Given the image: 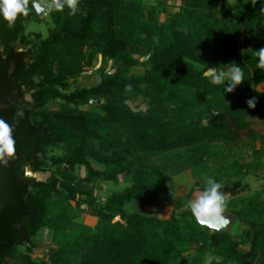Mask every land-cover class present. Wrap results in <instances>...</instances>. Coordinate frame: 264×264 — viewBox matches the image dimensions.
Masks as SVG:
<instances>
[{"label":"trees","instance_id":"16d2710c","mask_svg":"<svg viewBox=\"0 0 264 264\" xmlns=\"http://www.w3.org/2000/svg\"><path fill=\"white\" fill-rule=\"evenodd\" d=\"M51 1L52 27L43 39L37 34L27 65L11 44L29 43L27 24L40 20L32 3L11 27L0 21L8 55L0 53V101L19 104L24 86L33 120L29 138L15 142L13 156L0 163V264L16 255L24 264H264V200L258 197L230 210L232 223L246 227L239 238L195 223L185 205L203 190L198 182L176 199L167 219L128 207L157 199L172 169L209 163L224 195H235L260 164L232 166L226 151L254 142L251 121L264 115V91L258 89L264 70L256 67L255 54L264 48V0H235L233 6L227 0H173L178 11L163 21L161 0H78L71 16ZM97 57L98 82L75 87L72 81ZM10 62L16 66L13 83L6 74ZM221 62L243 72L230 93L203 75L209 67L221 69ZM137 67L143 72H133ZM138 98L144 109L130 107ZM249 98H255L254 108L247 107ZM50 102L58 107L49 108ZM14 111L11 118H23L24 111ZM175 150L187 152L178 158L180 166L164 164L161 158ZM253 153L256 160L264 156V142ZM77 166L84 176L75 173ZM26 168L49 175L31 178ZM126 177L127 186L97 202L94 180L118 184ZM77 211L97 217L90 233L76 221ZM117 216L123 222H113ZM43 229L55 248L37 261L32 239ZM19 246L25 254H18Z\"/></svg>","mask_w":264,"mask_h":264},{"label":"rangeland","instance_id":"374dc122","mask_svg":"<svg viewBox=\"0 0 264 264\" xmlns=\"http://www.w3.org/2000/svg\"><path fill=\"white\" fill-rule=\"evenodd\" d=\"M34 1L38 0H28V3H32ZM43 3H48L51 0H41ZM232 6L234 5L235 0H227ZM179 3L173 0H161V4L159 5V21H163L165 17L173 12L178 11V5ZM39 21L34 22L30 21L27 24L26 30L24 31V35L26 37L27 43L29 46H31L33 43H37V34L40 36L41 39L45 38L48 33V29L52 27V23L49 19L48 14L44 15L43 17H39ZM262 39L258 38L254 42L253 46L258 47L260 46ZM24 48H27V45L24 46ZM100 65V59L97 57L91 68H89L85 73L81 75L80 78L75 79L72 81V84L75 87H88L94 85L99 80V74L96 71L97 68ZM110 67V62L106 63V68ZM221 68L227 70L231 67L228 64L221 63ZM133 72L135 73H142L143 67H137L133 69ZM258 89L260 91H264V83L260 84L258 86ZM129 105L133 109H144V104L142 103L141 99H134L131 102H129ZM51 109H56L58 107L57 102H50L48 105ZM251 128L254 130L257 139L252 142H243L241 144H238L237 146H234L230 151H226L229 155L228 162L232 164V166H239L244 165L248 166L250 163H256L259 161V165L257 168H254L243 180L244 187L242 190L238 191L235 195H225V213L224 215L230 214V210L234 208L235 206L239 205L241 201L248 197H258L260 200H264V156H262L260 159H255V154L253 153L254 150H259L261 147V144L264 142L262 141V138H264V115L261 118L252 119L251 121ZM54 152L58 153L59 149L54 150ZM187 155V152L184 150H175L172 152H169L168 154H165L161 160L164 162V164H167L172 167H179L178 158L184 157ZM158 161V160H157ZM94 164V163H93ZM95 166V165H94ZM98 166V165H97ZM95 168H97L95 166ZM213 169L214 166L209 163H205L199 166H194L189 169H185L181 172H175V169H172L170 171L169 179L171 180L169 183V189L167 192L162 195V198L159 199L155 203L154 201H148L147 203L150 204V206L146 207L147 213H149L151 210L159 209L160 217L162 216L163 209H166V212L171 209L170 204L174 203L176 199L179 196H182L186 192H188L189 187H191L195 182H198L200 184H203V180H199L198 175L205 172L208 169ZM82 170V169H81ZM27 172L30 175L31 178H35L38 180L45 179L49 173L48 171L42 170L41 172H32L29 168H27ZM75 173L79 174L78 169H75ZM85 171H81V175L84 176ZM192 174V175H190ZM125 180H127V177L119 182L118 184H114L116 186L115 189H122L125 187V183H123ZM95 188V187H94ZM195 195L190 198L193 199L196 195L200 193V191L196 190ZM94 194L96 195V191H94ZM100 193L97 192V199L100 198ZM136 210V208H134ZM133 210L130 209V211ZM134 210V211H135ZM150 214V213H149ZM246 228L243 225H240L238 223H231L229 225V232L235 237L239 238L242 229ZM49 231L43 229L39 230L37 232V236L33 238V242L37 246L38 249H35L34 252L31 254L32 258H34L37 261H45L47 259L44 251L49 248H55V245H53L50 241L49 237ZM248 245L241 246L242 250H248ZM18 254H25L26 250L23 246H19L16 250ZM5 264H24L22 260L16 255V256H7L5 258Z\"/></svg>","mask_w":264,"mask_h":264},{"label":"clouds","instance_id":"9594fccd","mask_svg":"<svg viewBox=\"0 0 264 264\" xmlns=\"http://www.w3.org/2000/svg\"><path fill=\"white\" fill-rule=\"evenodd\" d=\"M57 10H62L65 6L69 9L68 14L75 15L78 0H54ZM255 5L256 0H250ZM28 0H0V21L7 22L11 27L18 15H26ZM264 11V8L261 9ZM256 67L264 70V48L257 50ZM204 77L209 79L214 85L222 86L223 93H230L235 86L244 80L242 69L236 64H232L230 69L207 68ZM248 108L256 106L255 98L245 101ZM18 116L22 113H17ZM15 152V140L13 138V128L4 119H0V163H7V159ZM223 184L212 178L206 180L203 190L193 199L189 200L185 208L196 224L219 231L228 223L225 213V195L221 191Z\"/></svg>","mask_w":264,"mask_h":264},{"label":"flooded vegetation","instance_id":"af4514ba","mask_svg":"<svg viewBox=\"0 0 264 264\" xmlns=\"http://www.w3.org/2000/svg\"><path fill=\"white\" fill-rule=\"evenodd\" d=\"M27 45V48H24V46ZM12 52L15 54H18L19 57L22 58V61L24 65H27L28 62L30 61L29 56L25 55L28 53L30 46L28 44H22L20 42H13L11 44ZM0 53L2 59H7L8 55L5 53L4 46L3 44L0 43ZM17 56V57H18ZM1 63H0V71H1ZM7 78H12V83L15 82V78L13 77L14 74L16 73V66L13 62H10L8 64L7 70H6ZM1 76V74H0ZM1 78V77H0ZM0 80V84H1ZM22 91L24 92L23 94V100L22 102L19 101V104H10V103H5L4 100L3 102L0 101V119H4L6 122H8L12 128H13V138L16 143H20L22 141H25L29 138V132L26 130L29 124L33 123L32 117H31V109H30V104H31V98H30V91H27L24 86L21 87ZM21 100V99H20ZM11 110H16V111H24L28 115V119L23 118H15V114H13L14 118H11ZM9 113H8V112ZM15 112V111H14ZM25 173L28 177L30 175L27 172V168L25 169Z\"/></svg>","mask_w":264,"mask_h":264},{"label":"crops","instance_id":"0c3cea01","mask_svg":"<svg viewBox=\"0 0 264 264\" xmlns=\"http://www.w3.org/2000/svg\"><path fill=\"white\" fill-rule=\"evenodd\" d=\"M221 63H224V62H221ZM221 63H220V66H221ZM92 165L93 166L95 165L97 167V169L101 168L100 166H97L96 164L92 163ZM95 166H94V168H95ZM76 169H78V171H79L78 175L82 177L81 171L84 170L83 167L82 166H77ZM190 175H192V174H190ZM215 175H216L215 170H213L211 168V169H208L205 172L201 173L200 175H198V177H199V180H203L204 181L203 184H206V180L208 178H212L213 179L215 177ZM170 181L171 180L169 178H167V179H165L163 181L161 189L159 191V195H158L159 199H161L162 195H164L167 192V190L169 189ZM123 183H125V186H127L128 183H129V179L127 178V180H125ZM93 184H94V187H95L96 196H98L97 192L100 193L99 194L100 198L97 199V202H102L104 200L105 196L108 193H110L113 190H115V188H116V186L113 185V183L108 182V181H103V180H94ZM190 188L191 187H189L188 191L190 190ZM194 195H195V193L192 194L191 198ZM159 199L157 198V199L152 200V201H154L156 203ZM174 203H175V201H174ZM174 203L170 204L171 209L169 211L166 212V209H163V211H162L163 218L160 217L161 213L159 212V209H157V208L154 209V210H151L149 212L150 214L147 213L146 207L150 206V204H148V203L132 202V203H128V207H129V209L133 208V211L135 210L134 208H136L135 211H141L142 213H144L146 215H157L160 219H167L170 216V214H171V211H172ZM76 221L79 222L83 226V230L86 233H90L92 231V229L94 228V226L96 225L98 219L95 216H91V215H88L86 213H82L81 211H77V213H76Z\"/></svg>","mask_w":264,"mask_h":264},{"label":"water","instance_id":"95a60500","mask_svg":"<svg viewBox=\"0 0 264 264\" xmlns=\"http://www.w3.org/2000/svg\"><path fill=\"white\" fill-rule=\"evenodd\" d=\"M53 6H54V3L52 1H50L46 4L43 3L41 0L32 2V7H33L34 11L36 12V14L38 15V17H40V18L43 17L44 15H47L51 11ZM225 216L228 219V223L224 227L220 228V230L218 232L229 231V225L232 223L233 218H232L231 214H228ZM117 221L123 222L119 216H117L113 219V222H117Z\"/></svg>","mask_w":264,"mask_h":264}]
</instances>
